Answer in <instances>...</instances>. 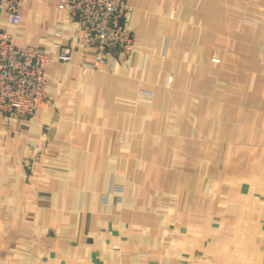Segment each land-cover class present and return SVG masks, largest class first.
I'll return each mask as SVG.
<instances>
[{
	"label": "crops",
	"instance_id": "0c3cea01",
	"mask_svg": "<svg viewBox=\"0 0 264 264\" xmlns=\"http://www.w3.org/2000/svg\"><path fill=\"white\" fill-rule=\"evenodd\" d=\"M61 2L0 8L51 58L36 116H0V264H235L241 232L264 264V0H127L131 63L100 70Z\"/></svg>",
	"mask_w": 264,
	"mask_h": 264
},
{
	"label": "built area",
	"instance_id": "2783aa9c",
	"mask_svg": "<svg viewBox=\"0 0 264 264\" xmlns=\"http://www.w3.org/2000/svg\"><path fill=\"white\" fill-rule=\"evenodd\" d=\"M26 1L0 0L10 25L22 24L21 8ZM59 8L65 13V23L75 26L78 43L92 50L93 60L87 63L92 69L100 70L110 58H125L134 51L136 31L130 24L127 0H62ZM54 37L62 38L63 31L57 30ZM71 48L62 46L58 59L70 61ZM50 60L43 48L17 45L13 33L0 29V116L22 121L35 117L47 102L46 67ZM140 94L155 95L151 90Z\"/></svg>",
	"mask_w": 264,
	"mask_h": 264
},
{
	"label": "rangeland",
	"instance_id": "374dc122",
	"mask_svg": "<svg viewBox=\"0 0 264 264\" xmlns=\"http://www.w3.org/2000/svg\"><path fill=\"white\" fill-rule=\"evenodd\" d=\"M132 54H133V52L130 55L126 56L125 58H123V56H120V62H122V64L126 67L129 66L131 63L132 56H133ZM212 62L217 63V62H220V60L213 58ZM141 90H150V89L141 88L139 90V93ZM151 91H153V90H151ZM153 92L156 95V92L155 91H153ZM46 93H47V91H46ZM47 97H48V95H47ZM150 97H153V96H150ZM47 100H48V98H47ZM118 188H120V185H116V191H120V190H118ZM224 246L226 247L227 252L225 254L221 253V260H236L235 264H251V262H253V260H255V257L253 255V253H254V249H253L254 248V242L252 240H246L244 238V232H241L236 237L232 238L231 240H228ZM228 250H230V251H228Z\"/></svg>",
	"mask_w": 264,
	"mask_h": 264
}]
</instances>
